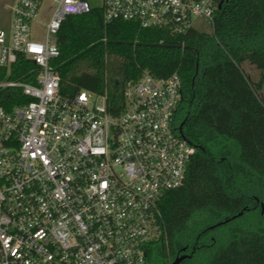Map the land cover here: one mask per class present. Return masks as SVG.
Segmentation results:
<instances>
[{
    "label": "built area",
    "instance_id": "2783aa9c",
    "mask_svg": "<svg viewBox=\"0 0 264 264\" xmlns=\"http://www.w3.org/2000/svg\"><path fill=\"white\" fill-rule=\"evenodd\" d=\"M216 6L12 0L9 27L0 29V264L147 263V250L165 237L159 203L183 184L196 151L175 124L180 76L144 70L123 82L121 107L110 111L106 91H62L57 34L67 16L93 8L104 22L181 34L199 19L212 27ZM20 56L32 63L27 80L10 77Z\"/></svg>",
    "mask_w": 264,
    "mask_h": 264
},
{
    "label": "trees",
    "instance_id": "16d2710c",
    "mask_svg": "<svg viewBox=\"0 0 264 264\" xmlns=\"http://www.w3.org/2000/svg\"><path fill=\"white\" fill-rule=\"evenodd\" d=\"M215 2L211 33L104 22L93 8L67 16L57 34L62 91H106L110 111L121 107L123 82L142 71L180 76L175 124L184 121L196 151L183 184L159 203L165 237L150 246L156 257L147 250L150 264L183 253L189 257L180 264H264V101L243 66L249 62L264 75V0ZM31 66L20 56L10 77L27 80ZM6 75L0 68V79ZM221 227L220 235L209 234Z\"/></svg>",
    "mask_w": 264,
    "mask_h": 264
},
{
    "label": "rangeland",
    "instance_id": "374dc122",
    "mask_svg": "<svg viewBox=\"0 0 264 264\" xmlns=\"http://www.w3.org/2000/svg\"><path fill=\"white\" fill-rule=\"evenodd\" d=\"M98 1L99 0H97V2ZM11 3H12V0H0V29H7L9 27V24H10L9 6L11 5ZM196 29L202 32H206V33L212 32V27L208 23H206V21H204L203 19H199L197 21ZM41 34H42V30L38 28L37 35H41ZM243 66H244L246 73L250 76V79L252 80V82L258 86L259 95L261 99L264 101V75H262V72L249 62H243ZM97 100L101 101L100 98H97ZM238 221H239L238 223L241 222L240 220ZM224 230H225V227L216 228L213 231H211L209 234L211 236H218ZM149 256L152 258L157 256V251L153 247L149 249Z\"/></svg>",
    "mask_w": 264,
    "mask_h": 264
},
{
    "label": "water",
    "instance_id": "95a60500",
    "mask_svg": "<svg viewBox=\"0 0 264 264\" xmlns=\"http://www.w3.org/2000/svg\"><path fill=\"white\" fill-rule=\"evenodd\" d=\"M183 124H184V121H182L179 125H178V130H179V132L181 133V135L184 137V138H186L185 136H184V134H183V131H182V126H183ZM242 212L243 211H240L238 214H236V215H234L233 217H236V216H238V215H241L242 214ZM225 221H227V220H225ZM186 257H189V255L188 254H186V253H183V254H181V255H178L174 260H172L170 263H168V264H180V262L182 261V260H184ZM145 264H150V263H145Z\"/></svg>",
    "mask_w": 264,
    "mask_h": 264
}]
</instances>
